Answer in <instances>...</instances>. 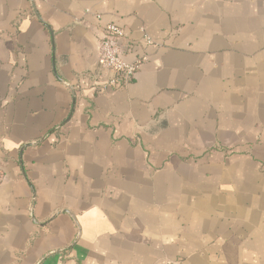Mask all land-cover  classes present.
I'll list each match as a JSON object with an SVG mask.
<instances>
[{
    "label": "crops",
    "instance_id": "crops-1",
    "mask_svg": "<svg viewBox=\"0 0 264 264\" xmlns=\"http://www.w3.org/2000/svg\"><path fill=\"white\" fill-rule=\"evenodd\" d=\"M0 173V264H264V0H0Z\"/></svg>",
    "mask_w": 264,
    "mask_h": 264
},
{
    "label": "built area",
    "instance_id": "built-area-1",
    "mask_svg": "<svg viewBox=\"0 0 264 264\" xmlns=\"http://www.w3.org/2000/svg\"><path fill=\"white\" fill-rule=\"evenodd\" d=\"M125 37L123 29L114 23H108L104 28V35L99 41L98 62L112 72V76L107 80V84L114 88H122L128 84L140 66L141 59L127 61L123 58L122 40ZM146 44L153 41L148 35H143ZM2 179L0 173V181ZM169 264H176L169 262Z\"/></svg>",
    "mask_w": 264,
    "mask_h": 264
}]
</instances>
